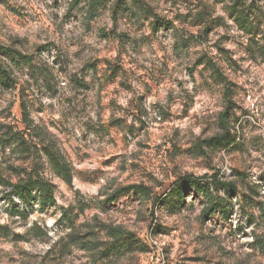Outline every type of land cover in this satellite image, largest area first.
I'll return each mask as SVG.
<instances>
[{
  "label": "rangeland",
  "instance_id": "rangeland-1",
  "mask_svg": "<svg viewBox=\"0 0 264 264\" xmlns=\"http://www.w3.org/2000/svg\"><path fill=\"white\" fill-rule=\"evenodd\" d=\"M0 64V264H264V0H0Z\"/></svg>",
  "mask_w": 264,
  "mask_h": 264
},
{
  "label": "trees",
  "instance_id": "trees-1",
  "mask_svg": "<svg viewBox=\"0 0 264 264\" xmlns=\"http://www.w3.org/2000/svg\"><path fill=\"white\" fill-rule=\"evenodd\" d=\"M240 14L243 16V12ZM7 52L11 57L18 60V64H28L32 62L30 56L23 55L18 51L7 50ZM0 81L4 85H10L13 82L10 74L3 68L1 64ZM24 112H26L25 109ZM235 142L236 140L232 138L229 133H226L218 138L212 139L209 142V145L214 148L226 149L232 147ZM20 144L21 146H26L23 141H21ZM43 153L55 174L68 185H72L74 179L72 167L65 159L59 148L56 147L55 144H47L43 149ZM4 182V179L0 177V183L4 184ZM9 185L12 187L13 193L16 195V197L26 207H34L38 204L42 209H45L55 205L56 203L55 187L53 183L38 174L35 176L29 175L27 178L21 179L18 183H9ZM223 186H225L224 188L227 189L228 192L235 190L230 184ZM187 189L195 190V192L206 199L207 208L204 211L205 217H211L216 210H220V214H223L224 216L228 214L226 206L215 199L210 188H208L207 185L202 181H189L180 186L176 190V196H178L180 200L179 202L183 200L184 193ZM24 213L25 211L21 214Z\"/></svg>",
  "mask_w": 264,
  "mask_h": 264
}]
</instances>
